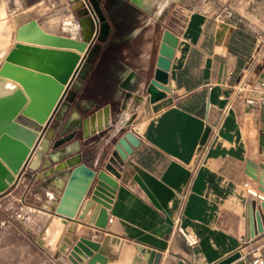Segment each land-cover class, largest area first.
Listing matches in <instances>:
<instances>
[{"label":"crops","instance_id":"obj_1","mask_svg":"<svg viewBox=\"0 0 264 264\" xmlns=\"http://www.w3.org/2000/svg\"><path fill=\"white\" fill-rule=\"evenodd\" d=\"M88 3L105 41L91 66L83 63L58 125L0 195L36 210L22 228L0 209V264H73L67 251L51 255L37 238L73 166L98 168L127 131L139 144L118 177L109 174L116 187L105 227L94 226L96 215L68 220L59 246L95 241L108 264H248L256 248L264 251L253 217L264 193L246 171L247 162H264V104L246 102L264 74V0L228 4L232 19L211 1L190 10L169 0ZM221 21L232 27L226 42L216 36ZM165 31L177 38L167 91L146 108ZM90 117L98 130H88Z\"/></svg>","mask_w":264,"mask_h":264},{"label":"water","instance_id":"obj_2","mask_svg":"<svg viewBox=\"0 0 264 264\" xmlns=\"http://www.w3.org/2000/svg\"><path fill=\"white\" fill-rule=\"evenodd\" d=\"M231 32L232 27L223 21L217 24L219 41H228ZM94 39L97 43H90L88 38L77 40L48 33L35 20L16 24L11 17L0 19V195L22 175L46 130L58 125L60 107L68 91L76 79L84 77L80 73L83 63L89 68L105 41L98 37ZM176 44L177 38L165 31L159 44L153 77L145 89L148 95L146 108L163 98L167 91V72ZM95 45L99 49L92 55ZM6 83L11 84L10 90H7ZM138 144L136 136L127 131L114 144L109 156H103L98 168L85 164L73 166L55 213L37 238V243L47 253L55 255L56 250L67 251V259L73 264H108V258L101 253L100 245L95 241L86 238L75 242L66 240L64 247L59 243L68 220L76 222V218L83 220L87 215H96L92 222L94 226L105 227L106 208L116 187L109 174L118 177L126 154ZM246 171L264 193V162H247ZM0 209L22 228L36 212L7 195L0 198ZM253 217L257 231H264V202L260 209L254 208ZM253 234L252 227L251 236ZM131 254L132 251L128 258Z\"/></svg>","mask_w":264,"mask_h":264},{"label":"rangeland","instance_id":"obj_3","mask_svg":"<svg viewBox=\"0 0 264 264\" xmlns=\"http://www.w3.org/2000/svg\"><path fill=\"white\" fill-rule=\"evenodd\" d=\"M169 1H179L181 4H186L187 10L194 9L195 7H202L203 3L207 1H211L216 8L219 7L221 3L222 7L219 12L226 8L227 11L232 12V17L229 18L232 19L235 17L236 10L228 7V4L235 5L238 0ZM74 4L75 7L82 12V15L73 7ZM90 13L93 14L88 0H77V2H70V0H0V19L11 17L15 20L16 24L35 20L45 32L48 30L57 35L66 37L71 36L69 38L72 39H77L82 35V37L88 38L90 43H95L93 36L95 35V29L98 24L97 19L94 21ZM85 22L89 23V28L91 29V33L88 37H86L87 27L84 24ZM100 23L101 21L99 22V27ZM79 27L81 28V32ZM6 87L7 90H10L11 84L6 83ZM35 220L43 222L45 218L37 217Z\"/></svg>","mask_w":264,"mask_h":264},{"label":"built area","instance_id":"obj_4","mask_svg":"<svg viewBox=\"0 0 264 264\" xmlns=\"http://www.w3.org/2000/svg\"><path fill=\"white\" fill-rule=\"evenodd\" d=\"M219 15L229 19L232 17V12L227 11L224 8ZM264 37L262 34L259 38ZM257 96L255 98H247L246 102L248 104H264V74H262L260 80L257 84ZM247 186V184H245ZM248 264H264V251H261L259 248H256L254 252H252L251 259L249 260Z\"/></svg>","mask_w":264,"mask_h":264},{"label":"bare ground","instance_id":"obj_5","mask_svg":"<svg viewBox=\"0 0 264 264\" xmlns=\"http://www.w3.org/2000/svg\"><path fill=\"white\" fill-rule=\"evenodd\" d=\"M154 1V0H153ZM137 2L139 3L140 2V0H137ZM149 2V1H148ZM156 2H157V0H156ZM151 4V3H150ZM148 6V5H147ZM97 13V12H96ZM100 21H101V18H100ZM85 24V26H87L88 25V23L87 22H85L84 23ZM97 28H98V32H97V36H98V38H99V40H102V39H100V37H99V35H100V27H99V23H98V25H97ZM90 33H91V31L90 30H88L87 32H86V37H88L89 35H90ZM104 40V39H103ZM95 47H98L97 45L96 46H94V48L92 49V51H94V49H95ZM96 49H98V48H96ZM91 51V54L93 53ZM87 67H88V65H87ZM90 122H88V130L89 129H99V128H97V123H96V127H95V125H94V123H93V117H90V120H89ZM103 122H104V120H103ZM101 126V125H100ZM103 126V125H102ZM101 128V127H100ZM44 147V145H41V148H43Z\"/></svg>","mask_w":264,"mask_h":264},{"label":"trees","instance_id":"obj_6","mask_svg":"<svg viewBox=\"0 0 264 264\" xmlns=\"http://www.w3.org/2000/svg\"><path fill=\"white\" fill-rule=\"evenodd\" d=\"M95 61V60H94Z\"/></svg>","mask_w":264,"mask_h":264}]
</instances>
